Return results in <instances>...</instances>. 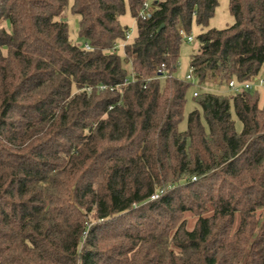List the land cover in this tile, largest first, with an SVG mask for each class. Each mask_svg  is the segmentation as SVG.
I'll list each match as a JSON object with an SVG mask.
<instances>
[{
  "label": "trees",
  "instance_id": "1",
  "mask_svg": "<svg viewBox=\"0 0 264 264\" xmlns=\"http://www.w3.org/2000/svg\"><path fill=\"white\" fill-rule=\"evenodd\" d=\"M145 1L121 47L125 0H73L82 45L70 0H0V264H264L260 94L200 93L182 132L175 77L194 22L202 87L260 76L264 0L224 30L218 0Z\"/></svg>",
  "mask_w": 264,
  "mask_h": 264
},
{
  "label": "rangeland",
  "instance_id": "2",
  "mask_svg": "<svg viewBox=\"0 0 264 264\" xmlns=\"http://www.w3.org/2000/svg\"><path fill=\"white\" fill-rule=\"evenodd\" d=\"M219 6L216 9L215 16L210 22V28L217 29V30H224L230 26H232L235 22L234 17L231 15L230 12V0H218ZM126 3V14L123 15L120 19L122 25L127 27L131 34L132 38L137 35V22L132 17L131 12L129 10L128 4L129 0H125ZM73 5V0H70V5L67 9L66 16L69 24L70 29V35L71 39L78 45L84 44L83 40L79 37V17L74 16L71 10V7ZM202 33L201 27L197 25L196 22L193 23L192 31L189 34L194 38V41L192 43H188L186 40L184 41L182 48H181V57L179 61V66L177 69V72L175 74V77L185 81V78L187 74L190 71V60L191 55L197 51L198 49V42L197 37ZM264 80V70L259 76ZM199 91L201 94H218V95H232L234 94L229 88L228 84L224 83L220 85L219 81H214L211 84H207L204 86L203 89L197 88L195 86H191L187 99L188 103L185 109V114L183 121L179 125L180 131H185L187 129V122L189 114L194 111L195 109H200V106L196 103V100L194 98V92ZM253 91H257L260 94L261 97V103H264V86L263 87H255ZM203 96V95H201ZM233 119L236 124V130L238 133H241L243 130L242 123L238 119L235 111H232Z\"/></svg>",
  "mask_w": 264,
  "mask_h": 264
},
{
  "label": "built area",
  "instance_id": "3",
  "mask_svg": "<svg viewBox=\"0 0 264 264\" xmlns=\"http://www.w3.org/2000/svg\"><path fill=\"white\" fill-rule=\"evenodd\" d=\"M153 0H146L142 11L140 13V18L142 19H147V17L150 15L151 12V3ZM181 35L184 39V41L186 40L188 43H192L194 41V38L190 35H187L183 30H181ZM131 32H129L127 34V40L125 43L121 44V47L125 46L126 43H128V41L131 39ZM87 49H90V47H87ZM173 76L166 74L165 72L163 73V75L161 76L162 79L168 80L170 78H172ZM185 81L188 83H191L193 86L203 89L204 87H202L199 82L197 81V79L195 78V71L194 69L190 68L189 73L187 74ZM264 86V80L262 78H260L259 76L257 78H255L253 81L250 82H237L236 80H231L228 84V88L234 93V94H238L241 93L243 91H252L255 89V87H263ZM107 87L106 86H102L100 87L101 90H105ZM194 97H198L200 95L199 91L194 92ZM159 197V194H156L152 197V200H155Z\"/></svg>",
  "mask_w": 264,
  "mask_h": 264
}]
</instances>
